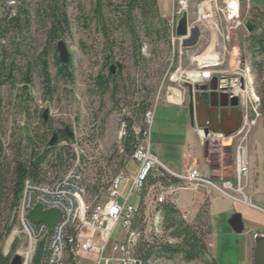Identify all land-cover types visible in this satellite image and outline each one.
<instances>
[{
    "label": "rangeland",
    "instance_id": "rangeland-1",
    "mask_svg": "<svg viewBox=\"0 0 264 264\" xmlns=\"http://www.w3.org/2000/svg\"><path fill=\"white\" fill-rule=\"evenodd\" d=\"M10 1L14 3L9 4ZM103 1L112 5H119L122 2V0ZM199 1L195 0L193 6ZM159 2L161 4V0ZM19 3L18 0H7L6 2L0 0V18L5 15L12 17L16 13ZM38 3L39 0H25L24 6L28 8L31 16L29 27L23 30L21 36L13 43L5 45L6 53L8 55L14 53L15 59L11 64L13 65L12 69L7 73L13 84L4 82L0 85V170L3 173L6 172V168H11L18 159L28 160L34 149L41 153L45 148L42 142L43 137L48 143L54 132H63L65 128H68L69 133L72 134V138H69L70 141H65L61 137L56 141L55 149L47 156L49 159L55 158L57 161V167H52L51 175L58 177L73 166H77L84 176L88 192L86 202L89 203L100 189L96 181L99 180L101 184H106L123 170L127 162L124 169L127 176L121 181L119 188L121 196L119 202L122 203L128 194L137 168L135 163L121 152L124 149L127 122H132L131 131L133 132L134 127H142V123L135 116L136 110L142 104L147 105L150 110L158 98L155 113L161 102H167L166 85H162V80L169 69L172 58L169 42L168 45H165L143 41L146 46V52L142 55L145 61L135 67L130 59L131 44L123 32L109 29L106 33L107 38H104L95 27L91 14L95 0H65L68 30L53 43L47 45L48 24L43 17H35ZM238 10L242 23L254 20L260 22L258 33L264 29V0H238ZM108 12L105 10L107 20L111 19ZM159 13L161 17L164 15L163 19L165 20L169 15V3H163ZM246 35L243 28L235 31L233 44L245 62H249L248 53L245 51ZM58 40L65 43L70 55L72 83L56 75L52 47H55ZM107 44L112 46L109 52ZM45 51L52 89V95L49 98L44 95L42 81L36 68L37 59ZM107 55L111 56V61L105 66L104 59ZM115 63L121 65V70L115 69L113 73L116 90L112 98V84L109 85L108 91L101 95L95 86V78L100 73L107 75L110 65ZM27 76L30 77V84L25 89L22 87L25 85L24 79ZM262 81H264V75L258 80L253 74V89L257 97V87ZM45 110L48 111L47 121L43 123L42 114ZM257 110L259 114V105ZM250 118L254 119L252 116ZM259 126H264V119L260 117V114L244 143L246 146L249 140L256 144V149L251 151L248 157L247 180L249 179L250 182L257 177L262 182L264 181V128L258 130L259 135H251L253 130ZM29 138L32 140L31 142ZM156 139L158 138L155 136L151 137V152L155 148H160L156 144ZM221 144L220 140H216L213 147H207V151L212 148L217 149L210 153L212 167L215 169L223 166L225 178L232 179L234 140L230 145L222 144L221 146ZM219 150L225 151L222 165ZM59 155H61L60 160L57 159ZM177 156H180L179 152H177ZM177 156L175 155L174 159H178ZM246 184L245 181L244 185L246 186ZM153 194L149 191L145 192L146 207L142 212L140 225H136V228L145 227V223L151 220V211L155 207ZM259 194L264 197V187L261 188ZM206 201L210 202L211 207L204 206L197 219L195 218L196 212L192 211V205H187L190 208L189 212H192L190 218L193 219L189 223L199 230L207 248L206 254L200 260L189 264H212V255L216 264H242L245 257L244 242L240 235L231 231L228 220L233 214L241 215L243 220L245 217H252L256 224L262 225L261 230H263L264 215L252 211L249 207L235 204L215 192L210 193L206 197ZM139 204L140 197L138 195H132L127 202V205L133 208H137ZM262 206L264 208V205ZM206 209L210 213L209 218ZM11 225L13 226L2 243L1 254L3 256L9 255L5 250L7 243L14 237L13 233L20 231L15 214L11 210V197L7 195L6 189L0 191V233L6 226ZM260 232L264 234V230ZM121 234L122 229L118 225L112 240L118 241ZM169 235V230H163L158 239L159 243L164 244L168 240H173V245L177 244L178 241ZM210 243L212 254L208 250ZM13 247L12 245L9 252ZM251 262L252 258H250L249 264H252ZM155 264L187 263L176 257L172 260L160 259Z\"/></svg>",
    "mask_w": 264,
    "mask_h": 264
},
{
    "label": "built area",
    "instance_id": "built-area-1",
    "mask_svg": "<svg viewBox=\"0 0 264 264\" xmlns=\"http://www.w3.org/2000/svg\"><path fill=\"white\" fill-rule=\"evenodd\" d=\"M167 1L169 15L165 22L172 58L162 80V85H166V100L169 104L181 105L182 94L186 90L184 85L206 86L212 82L217 94H226L228 99L238 100L242 125L230 138L231 144L234 140L235 145L232 179L213 181L195 165L186 167L182 175H175L150 154L149 130L157 98L153 107L143 115V129L133 128L136 143L129 159L137 166L136 175L122 203L119 202V188L127 176L125 172L121 171L106 184L96 181L100 189L88 203L84 176L77 166L55 177L47 164L56 165L57 161L47 157L41 165L45 173L44 181L36 183L26 180L23 183L20 199L14 209L20 231L13 233L14 237L5 250L6 254L9 253V262L17 255L20 264H32L37 245L44 241L41 264H155L160 259L150 257L144 261L139 248L141 244H161L158 239L163 233L164 223L160 205L167 203L168 198L179 190L205 189L233 203L249 204L244 192V183L248 178L244 143L259 117V99L253 89V71L233 44L234 32L243 28L244 24L240 20L238 0H200L195 6V0ZM183 14L186 15V34L178 37L177 24ZM247 37L248 34L245 39ZM145 52L146 46L143 45L141 55ZM195 131L199 142L206 148L213 147L216 140L223 144L222 136H204L201 130ZM155 171L163 172L180 186L169 183L148 185V177ZM146 191L154 193L155 207L151 211V220L145 223V227L134 228L140 225L137 221L145 211ZM132 195L140 197L137 208L127 205ZM35 206H40L42 211L55 210L60 213V220L50 232L44 224L35 225L28 220L29 212ZM178 219L186 222L187 215H180ZM118 225L122 234L118 241H114L112 237ZM164 244L173 246L174 243L168 240ZM12 245L14 247L10 253Z\"/></svg>",
    "mask_w": 264,
    "mask_h": 264
},
{
    "label": "trees",
    "instance_id": "trees-1",
    "mask_svg": "<svg viewBox=\"0 0 264 264\" xmlns=\"http://www.w3.org/2000/svg\"><path fill=\"white\" fill-rule=\"evenodd\" d=\"M2 1L6 2L7 0ZM18 2L20 3L17 11L12 17L5 15V17L0 18V85L4 82L13 84L7 73L12 69L11 66L13 65L11 64L14 62L15 54L8 55L5 45L13 43L15 39L19 38L23 30L27 29L30 24L31 16L28 8L24 6L25 0H18ZM105 10L109 11L108 14L111 16V19H106ZM91 14L95 27L102 33L104 38H107L106 33L109 29L120 30L128 38L132 49L130 59L135 67L145 61L141 55V48L144 45L143 41L168 45L166 22L159 13L157 0H122L119 5H112L103 0H95ZM35 17H43L48 24L46 31L47 45L53 43L62 33L68 30L69 24L65 12V0H39L35 10ZM245 43V51L249 56L248 64L255 77L260 80L264 75V29L259 33L247 37ZM106 47L108 52L112 48L110 44H107ZM52 51L56 75L72 83L71 63L65 67L62 66L58 61L55 47H52ZM46 56V51L41 53L37 59L36 68L42 81L44 95L49 98L52 95V89L48 64L45 60ZM104 60L105 66H107L111 61V56L107 55ZM113 77L114 75H111L109 71L107 75L100 73L95 78V86L101 95H104L108 91L109 85L112 84L113 91L111 97L113 98L116 90ZM24 83L25 85L22 88L26 89L30 84L29 76L24 79ZM257 94L259 97V114L264 119V81L258 84ZM148 109L147 105L142 104L136 110L135 116L139 122L142 123L143 115ZM131 125L132 122L128 121L126 127L127 134L124 140L123 153L127 157L131 156L136 143L135 136L131 131ZM141 128L143 129V126ZM62 139L70 141V139L65 137H62ZM29 141L31 142L32 140L29 138ZM42 142L45 148L41 153H38L34 149L28 160L18 159V161L13 163L11 168H6V172L3 173L0 170V191L7 189V195L11 197V210L13 213L20 199L23 183L26 180L36 183L44 181L45 173L41 165L47 160V156L55 149V146L49 147V141L47 143L45 137L42 138ZM60 156L57 157L58 160H60ZM48 166L56 168L57 164ZM155 183L175 185L178 182L167 177L161 171H155L149 175L147 184L153 185ZM160 209L164 223L163 229L165 231L169 230V236L177 240L178 243L173 246L166 244H141L139 250L142 259L147 261L150 257H155L172 260L177 257L187 264L200 260L206 254L207 248L199 230L193 225L179 220V212L171 203L160 205ZM140 217H142V213ZM140 221L141 219H138L137 224ZM12 226H6L4 231L0 233V264H9V255L3 256L1 251L3 240L10 232ZM212 264H215L214 261Z\"/></svg>",
    "mask_w": 264,
    "mask_h": 264
},
{
    "label": "crops",
    "instance_id": "crops-1",
    "mask_svg": "<svg viewBox=\"0 0 264 264\" xmlns=\"http://www.w3.org/2000/svg\"><path fill=\"white\" fill-rule=\"evenodd\" d=\"M168 3L167 0H161V4L159 0H157L158 9L164 3ZM164 18V15H162ZM213 84L206 85L210 87ZM215 88V86H214ZM214 90H207V94L214 93ZM216 93V92H215ZM221 99L218 95V98L214 101L213 99L210 101L207 108L203 106L205 110H202L201 115L199 116L200 121L202 120L206 125H208V121L211 119L209 113L213 111V105H216V108L221 111L220 107ZM188 96L187 90L184 91L182 94V104L181 105H172L168 102H161V105L157 106L156 111L153 115V123L152 128L149 130V151L150 154L158 160L168 171L175 175H182L184 169L189 165H195L196 168L202 173L210 177L213 181H219L220 179H228L225 178V169L223 166H219L217 168L212 167V162L210 158V153L215 152V148L212 150L207 151V148L202 146L199 142V139L196 135V127L192 128L189 124V116H188ZM225 118H231L229 113H226L223 116ZM227 121V120H226ZM229 124L226 122V124ZM155 126V127H154ZM154 128V129H153ZM264 128V126H259L255 128L251 135H259L258 130ZM157 137L156 144L160 148H155L153 152H151V137ZM221 136V135H217ZM249 142V143H248ZM223 144L230 145L231 139L223 138ZM256 144L250 142L249 140L246 143V154L247 157L256 149ZM201 147V148H200ZM220 151V152H219ZM219 158H221V165L223 164L222 160H224V150H219ZM177 152H179L180 156H177ZM250 153V154H249ZM177 156L178 159H174V156ZM251 157V156H250ZM223 158V159H222ZM130 160V159H129ZM128 160V161H129ZM219 162V164H220ZM257 164V161H255ZM127 162L125 164V167ZM123 168V172L124 169ZM234 171V169H233ZM232 178V177H231ZM229 180V179H228ZM261 182V183H260ZM246 189L245 193L248 205H241L246 206L252 209V211H256L259 214L264 215V205L263 195L259 194V191L262 187H264V181L262 182L258 177L254 178L251 182L248 179L246 182ZM180 186L179 184H175L174 186ZM180 193V194H179ZM190 193V194H189ZM210 191H206L205 189H200L197 191H183L179 190L175 195L169 197L167 203H171L174 208L179 212L180 215H187V223L192 221L193 219L190 218L189 210L190 208L187 205H192V211L196 212L195 218H199L200 212L202 208L206 206V208L211 207L210 202L206 201V197L209 196ZM130 199V198H129ZM237 204V203H235ZM140 205V204H139ZM144 210V209H143ZM208 209H206L207 212ZM207 217L209 218L210 213L207 212ZM194 218V219H195ZM242 219V218H241ZM242 223L244 226L243 232L239 234L243 240L244 246V262L242 264H249L250 258H252L253 252V236L257 233H261V226L256 224L255 220L252 217H245L242 219ZM190 224V223H189ZM211 230V226H210ZM255 231V232H254ZM208 250L212 254L211 243L208 244ZM213 261L216 264V261L212 255ZM252 263V262H251Z\"/></svg>",
    "mask_w": 264,
    "mask_h": 264
},
{
    "label": "water",
    "instance_id": "water-1",
    "mask_svg": "<svg viewBox=\"0 0 264 264\" xmlns=\"http://www.w3.org/2000/svg\"><path fill=\"white\" fill-rule=\"evenodd\" d=\"M260 22L254 20H247L243 24V29L250 36L258 33V25ZM186 34V15L183 14L178 21L176 36L183 37ZM56 54L58 61L62 66H67L70 62V55L67 50L65 43L62 40H58L56 45ZM121 70V65L118 63L110 65V74L113 75L114 70ZM210 87L208 86H195L184 85L187 90L188 96V116L190 127L201 130L204 136L208 134L221 135L225 139L233 137L241 128L242 125V112L239 109L238 100L236 98L228 99L226 94L211 93L207 94V90H214V82ZM221 99L220 107L221 111L213 105V111H210L209 115L211 119L206 125L202 120L200 121L199 116L202 110H205L203 106L207 108L210 101H214L218 98ZM203 105V106H202ZM207 110H209L207 108ZM229 113L231 118L224 120L223 116ZM48 111L45 110L42 114L43 122L45 123ZM227 120V121H226ZM229 124L226 122H228ZM58 135L61 137L72 138V134L69 133V129L65 128L64 131L54 132L48 143L49 147H54L58 139ZM28 220L35 225L44 224L47 227L48 232L54 227V225L60 220V213L55 210L42 211L40 206H35L28 215ZM228 225L231 231L239 235L243 232L244 226L242 223L241 215L233 214L229 220ZM44 241H41L37 245L32 264H41L43 252H44ZM9 264H20V258L15 255L10 260ZM252 264H264V234L258 233L253 237V252H252Z\"/></svg>",
    "mask_w": 264,
    "mask_h": 264
},
{
    "label": "flooded vegetation",
    "instance_id": "flooded-vegetation-1",
    "mask_svg": "<svg viewBox=\"0 0 264 264\" xmlns=\"http://www.w3.org/2000/svg\"><path fill=\"white\" fill-rule=\"evenodd\" d=\"M46 121H47V120H46ZM46 121H45V123H46ZM57 132H59V131H57ZM60 138H61V136H60V135H58V139H60ZM58 139H57V140H58ZM256 234H258V233H256ZM253 237H254V236H253Z\"/></svg>",
    "mask_w": 264,
    "mask_h": 264
},
{
    "label": "bare ground",
    "instance_id": "bare-ground-1",
    "mask_svg": "<svg viewBox=\"0 0 264 264\" xmlns=\"http://www.w3.org/2000/svg\"><path fill=\"white\" fill-rule=\"evenodd\" d=\"M254 70V69H253Z\"/></svg>",
    "mask_w": 264,
    "mask_h": 264
}]
</instances>
